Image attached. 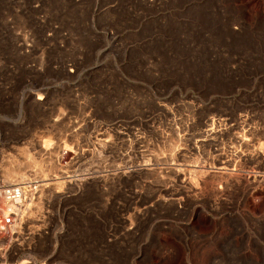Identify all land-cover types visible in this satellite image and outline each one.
<instances>
[{"label":"rangeland","instance_id":"374dc122","mask_svg":"<svg viewBox=\"0 0 264 264\" xmlns=\"http://www.w3.org/2000/svg\"><path fill=\"white\" fill-rule=\"evenodd\" d=\"M6 9L8 138L18 139L1 171L18 160L26 175L36 159L47 181L86 182L69 202L81 208L53 230L67 240L54 264H264V190L240 202L191 159L183 184L177 142L181 111L204 121L264 89L250 78L264 73V0H8ZM33 224L25 244L42 227ZM53 251L38 264H52Z\"/></svg>","mask_w":264,"mask_h":264},{"label":"built area","instance_id":"2783aa9c","mask_svg":"<svg viewBox=\"0 0 264 264\" xmlns=\"http://www.w3.org/2000/svg\"><path fill=\"white\" fill-rule=\"evenodd\" d=\"M7 3L8 0H0V158L7 145L18 139L8 138L9 111L13 113L14 107L9 104L7 88V36L3 22L4 17H8ZM250 78L256 83L264 82V73H253ZM244 91L247 93L237 104L239 109H232L231 106L204 121L201 118L188 121L182 111L179 113L177 142L183 184L187 179L184 164L191 159V165L199 171H207L223 179L217 183L221 192L226 189L230 192L231 187L238 189L236 194L240 202L261 195L264 190V89L255 87ZM236 97L240 99L241 96L227 98ZM16 129L21 132L22 128ZM3 161L0 160V165ZM1 170L0 166V234L7 235L11 245L6 248L0 243V264H38L36 257L50 249L54 251L45 262L54 264L58 246L64 244V239L65 242L67 240L65 232L53 233V230L58 223L64 228L62 218L70 219L71 211L81 208L69 202L70 198L84 196L85 180L66 175V179L51 182L40 171L31 170L15 182L5 183ZM56 185L63 189L55 190ZM38 221L43 225H38L42 227L37 238L25 244L26 229L35 228L33 223ZM23 253H28L26 258L21 256Z\"/></svg>","mask_w":264,"mask_h":264},{"label":"bare ground","instance_id":"6f19581e","mask_svg":"<svg viewBox=\"0 0 264 264\" xmlns=\"http://www.w3.org/2000/svg\"><path fill=\"white\" fill-rule=\"evenodd\" d=\"M39 99H41V98H39ZM264 137V136H263ZM45 142V144H44V147L46 146L47 148H49L47 145L49 144H47L46 142L47 141H44ZM46 148V149H47ZM44 153V152H43ZM49 154V153H48ZM11 159H12V157H11ZM15 160H16V158H14ZM31 159V158H30ZM30 159H28V160H30ZM32 160V159H31ZM36 159H33L32 161H31V164H33V165H30L31 167H34V168H36L35 170H38V168L36 167L37 166V163H36V161H35ZM35 161V162H34ZM10 162V161H9ZM9 162H8V164H9ZM30 162V161H29ZM36 164V166L34 165V163ZM24 163L23 162H21V161H18V160H16V161H14V164H12L11 165V167L9 168V165L7 166V171L5 172V175H4V181L5 182H7V183H10V182H13V181H16V180H18L19 178H22L23 176H25V171H23V169H24V165H23ZM142 166V165H141ZM39 167V166H38ZM173 167V166H172ZM176 168V167H175ZM175 168H173V169H175ZM178 169V168H177ZM177 169H175V171H177ZM169 170H170V168H169ZM179 170V169H178ZM174 171V172H175ZM171 172H172V170H171ZM178 173V172H177ZM176 174V173H175ZM174 175V174H173ZM54 182V181H53ZM24 263H26V262H24Z\"/></svg>","mask_w":264,"mask_h":264}]
</instances>
